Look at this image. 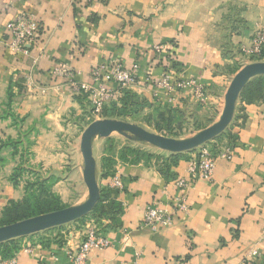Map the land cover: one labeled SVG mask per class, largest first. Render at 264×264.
<instances>
[{
    "label": "crops",
    "instance_id": "obj_1",
    "mask_svg": "<svg viewBox=\"0 0 264 264\" xmlns=\"http://www.w3.org/2000/svg\"><path fill=\"white\" fill-rule=\"evenodd\" d=\"M20 12L39 22V38L29 57L7 47L8 24ZM262 28L264 0H0V214L9 202L25 196V177L16 185L12 181L23 161L56 180L52 191L63 202H83L87 188L79 143L84 122L89 112L93 120L113 119L108 115L122 107L123 91L95 113L93 97L73 94L64 80L52 76L56 64L78 71L82 83H91V68L114 61L129 70L138 68V82L127 90L141 105L140 121H126L147 130L143 119L158 114H169L174 122L217 119L248 41ZM156 45L172 48L179 71L206 87L205 105L191 92L176 93L169 101L145 84L149 71L154 76L161 72ZM230 130L231 158L217 159L212 179L198 180L187 190V213L156 231L143 226L145 209L154 202L170 205L177 194L170 182L185 176L194 154L138 144L155 149L150 160L125 163L114 156L115 163L105 168L107 138L96 139L99 189L121 212L116 226L101 220L110 245L93 251L86 264H264V100L239 97ZM14 141L19 142L16 153L9 144ZM165 163L171 164L168 182L162 173ZM117 176L121 190L111 187ZM40 233L22 237L17 264H73L65 253L80 239L78 230H62L57 236L61 242L39 240ZM253 248L260 256L247 259Z\"/></svg>",
    "mask_w": 264,
    "mask_h": 264
},
{
    "label": "built area",
    "instance_id": "obj_2",
    "mask_svg": "<svg viewBox=\"0 0 264 264\" xmlns=\"http://www.w3.org/2000/svg\"><path fill=\"white\" fill-rule=\"evenodd\" d=\"M7 42L8 49L23 57H29L39 38V22L37 19L27 13L20 12L11 23L8 24ZM264 49V28L258 30L249 47L244 52L247 54L260 55ZM164 45H156L153 48L155 53L156 65L160 66L163 61ZM161 67V66H160ZM158 76L149 73L144 78L145 84L155 93V96L164 95L171 101L176 93L191 92L195 99L200 103L206 104V87L192 78H186L183 72L172 75L162 67ZM138 68L131 70L124 68L119 62H111L107 65H100L91 68L89 79L91 83H82L78 81L80 73L75 71L67 63H58L52 69V76L64 80L73 94H88L93 97L95 106L94 112L98 113L104 101L110 99L115 94H121L138 82ZM27 82L30 77L27 76ZM29 83V82H28ZM212 142V141H211ZM233 148L225 141L216 143L212 149L209 145L200 146L196 156L192 157L186 167L185 176L178 177L170 184L177 191V194L170 201L166 208L157 203L147 206L143 214L142 224L153 231L159 228H167L173 224L174 217L178 214H186L188 211L186 192L192 184L198 180L210 181L216 166L217 159L229 160ZM111 187L121 190L122 181L119 176L111 181ZM80 239L77 243L66 250L67 259L73 264H86L89 255L93 251H101L109 247L110 242L106 234L94 221H86L81 229L78 230ZM264 245V236L262 238ZM67 246V245H66ZM30 252V248L26 249ZM16 256V255H15ZM2 260L0 264H17L16 257ZM260 252L253 248L247 255V259H256Z\"/></svg>",
    "mask_w": 264,
    "mask_h": 264
},
{
    "label": "water",
    "instance_id": "obj_3",
    "mask_svg": "<svg viewBox=\"0 0 264 264\" xmlns=\"http://www.w3.org/2000/svg\"><path fill=\"white\" fill-rule=\"evenodd\" d=\"M257 76H264V62H255L240 68L232 77L225 92L224 106L218 120L187 138L166 137L124 120H94L83 130L79 143V151L83 161L82 175L87 188V198L81 203L67 206L57 211L1 226L0 244L64 226L78 221L92 212L100 199V189L96 176V161L93 156V143L96 139H106L115 133L131 142L148 144L153 148L171 154L193 151L214 140L230 126L241 91L251 79Z\"/></svg>",
    "mask_w": 264,
    "mask_h": 264
},
{
    "label": "trees",
    "instance_id": "obj_4",
    "mask_svg": "<svg viewBox=\"0 0 264 264\" xmlns=\"http://www.w3.org/2000/svg\"><path fill=\"white\" fill-rule=\"evenodd\" d=\"M173 54L174 52L172 48H166L163 55L164 56L163 61L160 66L169 73H171L172 75H176L179 72V65H177L176 62H174V59L172 57ZM262 54H264V49L262 51ZM78 97L82 98L85 97V95H81ZM239 97L243 100L244 99L264 100V76H257L251 79L243 88ZM81 98L78 99L81 100ZM121 99H122L121 100L122 107L120 109L114 110L113 114H110L108 116H110V118L113 119L124 120V121L130 118L137 120L136 116L138 113V108L141 106L137 96L131 93L129 90H124L123 97ZM156 117H159L161 119L168 118L171 122L172 121L174 122L176 120L174 117H172L169 114L166 115L158 114ZM150 118L153 117L150 116L149 119ZM223 141H225L228 145H232L234 143V134L231 132L230 126L216 139H214L212 142H209L208 145L212 149H214L216 143H220ZM9 144H11L14 153H16L18 150L19 142L18 141L9 142ZM141 145L149 146L148 144H141ZM111 146L112 145L108 146L109 148L105 149V154L107 155V157L103 159L105 168L110 167L111 165H113V163H115L114 162L115 160L113 159L114 155L111 154L112 152ZM152 156L153 154L140 152L139 150H135L131 147H126L124 150L122 149L117 153V158L125 163H137L141 160L148 161L152 158ZM175 161L176 159H173V161H171V164L175 163ZM22 164H24V161L17 166V168L13 173L12 181L14 185H16L17 182L22 177H24L23 176L24 172L31 173L32 176H36V180L33 183L25 182L24 198L20 202H9L8 206L1 212L0 226L9 225L11 223L23 219H27L33 216H37L52 211H57L64 208V206H61L59 196L53 193L52 191V186L54 185L56 180L52 177L51 179H48L49 177L47 178L43 177L42 175H40V173L37 174V172L35 171L23 169ZM171 164L165 163L164 164L165 166L163 167L162 170V173L165 175V177H169V179H167V182L170 181L172 177L170 174H168L169 173L168 169ZM120 212H121V207L113 200L107 198L104 191L100 190V199L87 218L93 217L92 218L93 220L95 219L96 221H99L96 224H98L99 227L101 228V231L105 233L104 230L106 226L102 225L101 220L108 219L111 221L112 226H116V222H117L116 216L120 214ZM78 221H82V219ZM66 225L62 227H66ZM53 229L59 230L58 232L60 233L62 231L61 226L43 231L40 233L41 238L39 240H46V239L50 240L51 238L55 240L57 239L59 240V242H61V239L57 237L58 235L55 236L51 235L52 234L51 230ZM21 240L22 238H18L0 244V259L4 260L14 257L16 255V252L20 248Z\"/></svg>",
    "mask_w": 264,
    "mask_h": 264
},
{
    "label": "rangeland",
    "instance_id": "obj_5",
    "mask_svg": "<svg viewBox=\"0 0 264 264\" xmlns=\"http://www.w3.org/2000/svg\"><path fill=\"white\" fill-rule=\"evenodd\" d=\"M254 34L251 36L250 40L248 41L247 47L250 46L251 40H252ZM239 61H240V65L238 64L239 67L236 68V70L237 69L239 70L240 68H242L243 66H245L247 64H251V63H255V62H264V54L261 53L260 55L256 56V55L247 54L244 52V54L242 55V57L240 58ZM88 115H89L88 120H86L84 122L85 124L83 125L84 128L87 127V125H89L91 122L94 121L93 118L95 116L92 117V114L90 112L88 113ZM218 118L217 119H211L209 117V118H204L203 120H198V119L190 117L189 119L171 122L168 118H162L161 119L159 117H156V118H150L149 119V117H145L143 119V123H141V124H143L146 128H148V131H150V132L157 133V134H160V135H163L166 137H170V138L183 139V138L190 137V136L196 134L198 131L212 125L213 123H215L218 120ZM129 120L133 121L134 119L130 118ZM138 120L140 121V119H137V121ZM82 132H81V134H82ZM98 142L99 141H96V143H98ZM208 144H209V142L206 143V145H208ZM110 145H112L111 146V148H112L111 154L114 156H117V153L119 151H121L122 149L124 150L126 147H131L135 150H139L140 152H144V153L155 154L154 153L155 149L149 148V147H142L141 145H138L137 143L131 142V141L119 136L118 134H115V133L112 134L109 138H107L105 140V146H104L105 149L109 148L108 146H110ZM199 148L200 147H198L197 149H195L193 151H189V152L193 153L194 156H196ZM22 166H23V169H26V170H31V171L35 170V172H37V174L42 173L40 168H38V169L36 168L37 169L36 170V169L30 167L29 164L24 163V164H22ZM23 176L25 177V180H23V182H32L33 183L36 180V176H32L31 173L24 172ZM48 179H51V177ZM60 202H61V206H64V208L67 206H71L70 205L71 203H65L61 199H60ZM88 216L82 218V221H75V222L69 223L66 225V227L61 226V230H64V233L67 234L68 232L77 231V230L81 229L82 226L84 225V222H86V221L92 220L95 223L99 222V221H96L95 219L93 220L92 219L93 217L87 218ZM54 231H55L56 235L61 234L60 232H58L59 230L53 229V230H51L52 236H53ZM46 234H48V233H46Z\"/></svg>",
    "mask_w": 264,
    "mask_h": 264
}]
</instances>
